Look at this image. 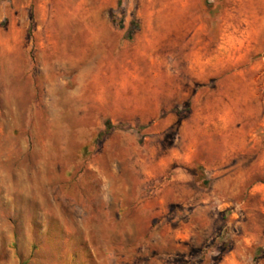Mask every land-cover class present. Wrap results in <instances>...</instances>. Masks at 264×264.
<instances>
[{
    "label": "rangeland",
    "instance_id": "rangeland-1",
    "mask_svg": "<svg viewBox=\"0 0 264 264\" xmlns=\"http://www.w3.org/2000/svg\"><path fill=\"white\" fill-rule=\"evenodd\" d=\"M0 264H264V0H0Z\"/></svg>",
    "mask_w": 264,
    "mask_h": 264
}]
</instances>
